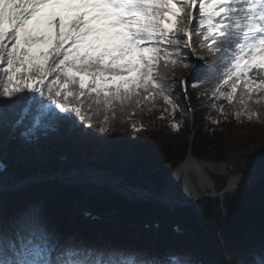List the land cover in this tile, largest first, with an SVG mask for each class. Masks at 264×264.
I'll return each mask as SVG.
<instances>
[{"label": "snow or ice", "instance_id": "1", "mask_svg": "<svg viewBox=\"0 0 264 264\" xmlns=\"http://www.w3.org/2000/svg\"><path fill=\"white\" fill-rule=\"evenodd\" d=\"M197 45L205 56L193 64ZM169 66L205 77L207 91L229 105L239 88L237 118L258 116L252 108L264 100V0H0V125L13 133L19 129L25 140L35 139L52 115L80 132L76 117L93 127L81 97L113 115L116 102L123 110L162 100L164 111L171 108L174 116L180 106L165 75ZM254 93L259 96L253 102ZM212 107L220 111L225 105ZM140 127L132 123L133 131ZM172 128L179 130L180 123L174 121ZM109 130L105 115L99 131ZM127 148L147 151L137 142ZM26 222L40 227L26 230ZM0 264L197 262L186 255L158 257L61 235L33 204L0 233ZM233 264H264V245L234 253Z\"/></svg>", "mask_w": 264, "mask_h": 264}, {"label": "trees", "instance_id": "2", "mask_svg": "<svg viewBox=\"0 0 264 264\" xmlns=\"http://www.w3.org/2000/svg\"><path fill=\"white\" fill-rule=\"evenodd\" d=\"M196 51L201 57L205 56V53L199 50L198 45ZM200 62L203 61L200 59ZM189 70L190 68L182 66L174 68L169 66L165 73L171 86L176 89L174 95L180 106V110L174 114L172 120H168V116L172 115V109L168 108L165 112L164 109L167 106L162 100L155 105L143 102L140 107H136L135 104L124 105L123 110L116 102L113 115V110L105 113L102 105L97 106L92 101L81 97V100L85 101L83 107L91 115L93 127L89 128L86 121H80L79 117H76V124L84 129L80 132L66 123L57 122L55 115H52L44 125L40 126L36 134L37 137L41 136L47 132L45 129H49L47 133L49 139L42 145L46 158L45 163L25 165L19 158L15 159L16 153L34 155L31 145L33 141L20 137L19 129L13 133L10 127L4 125H0L1 153H6L8 161L16 162L13 171L19 177L34 176L39 173L51 175L52 172H56L58 170L56 161H51L48 157L59 155L62 151H67L71 158L77 157L79 160L83 156L94 157V165L105 168L111 160L121 162L119 156L124 153L127 158L124 160V165L119 166V171L125 180L152 192L160 191L159 188L165 184L175 165L186 157L189 146L196 157L212 160L217 164L225 161L232 168L231 174H244L247 169L264 159V100L252 108V111L259 114L258 116L249 119L247 115L242 114L237 118L235 114L241 109L238 103L239 88L236 99L232 105H229L222 97L219 101L215 100L212 92L207 91L209 85L204 83L205 77H191L187 81L194 109L191 126L187 120L188 110L181 98L177 80L179 75ZM258 96V93H254L252 101L254 102ZM221 102L225 105L224 109L217 111L212 107L213 103ZM89 104L92 105L91 109L88 108ZM48 109L53 113L59 112L51 104L48 105ZM33 114L34 112L30 113L29 119ZM105 115L108 116L110 130L101 132L99 125L104 121ZM174 121L180 123L179 130L172 128ZM213 121L218 122L213 123ZM132 123L138 127L143 125V127H140L139 131H133ZM189 129L196 132L192 144L189 143L192 134ZM130 142L146 146L147 151H129L127 145ZM253 175L248 185L236 193L224 195L221 199L201 200L194 206L177 207L175 211L177 218L179 217L192 227L193 236L189 240L168 233L161 234L166 250L178 255H186L197 264L198 262L201 264H233L234 253L242 254L249 249H258L264 245V164L260 165ZM210 177L214 179L218 191L226 185L225 177L212 172ZM66 190L75 191L80 195L85 194L81 188L69 187L64 183L51 182L34 185V188L23 194L20 200L10 205L5 217L8 226L2 227L0 220V233L9 231L15 218L21 216L23 210L29 205L35 204L40 207L47 224L54 227L61 235H75L86 243L98 247L111 246L112 238L109 240L100 238L106 233L100 230L104 227L99 224L86 226L85 222L79 220L80 222L66 227L65 232L62 231L67 217L59 200L63 198ZM88 197L91 198L92 203L103 208L110 204L129 219L144 220L155 216L165 217L168 213L165 208L155 203L128 201L109 188L99 189L89 194ZM221 219L225 221L220 235L222 246L215 248L212 252L211 248L217 240L215 231L220 227ZM24 227L26 230H31L33 227H40V224L26 222ZM125 228L127 230L122 228L125 232L135 229L130 226ZM105 229L111 230L109 226ZM120 237V248L128 249L132 246L149 255L161 256L157 253V247H154L149 240L141 238L142 236L133 240L124 236Z\"/></svg>", "mask_w": 264, "mask_h": 264}, {"label": "bare ground", "instance_id": "3", "mask_svg": "<svg viewBox=\"0 0 264 264\" xmlns=\"http://www.w3.org/2000/svg\"><path fill=\"white\" fill-rule=\"evenodd\" d=\"M214 166L215 165L210 164V163L209 164L204 163L200 161L199 159L196 160L190 155L186 156V158L176 166L174 172L172 173L170 177L169 182L167 183V185H165V188L162 191L163 196L167 200H170L171 198H173L171 192L178 180L182 181L183 190H182L180 197L183 200L188 201L191 198H195L199 196V194L210 193V191H212V188H210L208 184V179L205 176V169L213 168ZM191 173L196 174V177H197L196 184L191 177ZM239 181H240L239 177L233 176L230 178L228 186L229 187L233 186V184H236ZM122 192H125V194L131 198L128 191L124 190ZM135 193H137V191Z\"/></svg>", "mask_w": 264, "mask_h": 264}, {"label": "rangeland", "instance_id": "4", "mask_svg": "<svg viewBox=\"0 0 264 264\" xmlns=\"http://www.w3.org/2000/svg\"><path fill=\"white\" fill-rule=\"evenodd\" d=\"M189 77V75H188V73L187 72H183L181 75H179V77H178V81H180V79H187ZM179 83V82H178ZM49 129H47L46 131H48ZM49 138H48V135H47V133L46 134H44V135H41V136H36V138L35 139H28L29 141H33L32 143H31V145H32V150H33V154L34 155H32V156H30V155H25V154H17L16 153V156H15V159H16V157L17 158H19V160L21 161V162H23L24 164H26V165H28V164H32V163H34V164H36V163H38V162H43V160H44V151L42 150V145L44 144V142H46L47 140H48ZM213 164V163H212ZM229 165H227V164H221L220 165V167L219 166H217V165H215L213 168H209V169H205V171H206V174L208 173H210V172H212V173H217V171H218V173L219 174H222V175H226L227 174V167H228ZM230 167V166H229ZM106 175H109L110 174V172L107 170L106 172ZM191 177H192V179H193V181L195 182V184L197 183V177H196V174L195 173H191ZM208 177V176H207ZM228 177V179H229V176H227ZM208 179V178H207ZM210 179V178H209ZM208 179V182L209 183H211L212 184V182L210 181ZM76 182V181H75ZM79 184H81V187L85 190V191H88V189H90V188H92L91 189V191H95V190H97V187L96 186H93L91 183H89V182H87V181H85V182H78ZM197 186V185H196ZM198 187V186H197ZM178 191H179V189H176V184H175V186L173 187V189H172V194H173V196L174 197H176L177 196V194H178ZM200 193H201V191H200Z\"/></svg>", "mask_w": 264, "mask_h": 264}, {"label": "water", "instance_id": "5", "mask_svg": "<svg viewBox=\"0 0 264 264\" xmlns=\"http://www.w3.org/2000/svg\"><path fill=\"white\" fill-rule=\"evenodd\" d=\"M189 154H190V151H189ZM200 161H204L200 158H198ZM197 159V160H198ZM264 162V161H262ZM259 165V164H258ZM255 167L254 168H251L248 172H246L244 174V177L242 179V181L238 184V185H235L233 186L232 189L230 190H224L222 193L224 192H229V191H233L234 189H236L237 187H241V186H244V184L247 182V180L249 179V177L251 176L250 174L254 171ZM64 177H67L69 179H74V177H72L71 175H64L62 174V176L59 177V179H62ZM83 177H86L87 179H89L90 181H93L95 182L96 184H99V185H110V186H113L117 189H120V188H124L130 192L133 193V197H137V198H141V199H146V200H149L151 202H156L157 204H160L164 207H168V211L173 215L174 213L170 210V207L173 205V204H176L177 202H181V201H184L183 199H178L177 201H172V202H167V201H163L162 199H160L158 196L156 195H153L151 193H149L148 191L144 190V189H140L138 187H133V186H128V185H122V184H117L115 183L114 181H110L109 179L107 180L105 177L102 176V174L100 172H96L95 175H89V174H85ZM135 191H138L139 192V195L137 196L135 194ZM206 196H201V198H204Z\"/></svg>", "mask_w": 264, "mask_h": 264}]
</instances>
